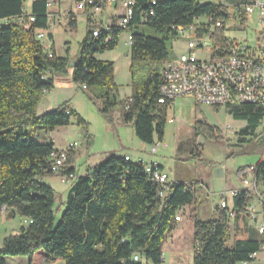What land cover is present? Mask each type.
<instances>
[{
  "label": "trees",
  "instance_id": "trees-1",
  "mask_svg": "<svg viewBox=\"0 0 264 264\" xmlns=\"http://www.w3.org/2000/svg\"><path fill=\"white\" fill-rule=\"evenodd\" d=\"M84 1L88 12L99 6L101 0ZM227 1L234 6L246 2ZM150 8L152 15L148 13ZM22 14L26 17L23 23H0V212L4 208L12 216L17 213L28 224L3 239L0 264H6L7 256H25L28 264L54 260H63L65 264H162V243L173 227L177 210L195 202V189L170 182L168 195L162 201L158 184L148 178L140 162L131 158L125 160V156L109 153L91 172L77 175L70 182L64 208L55 222L56 192L40 179L55 175L49 168L51 154L58 149L53 140L36 142L29 132L67 126L73 117L79 125L84 126L85 122L66 102L52 111L36 114L42 94L53 89L55 75L66 74L69 61L50 49L45 50L36 37V31L49 28L47 0H34L30 14H24L23 0H0V21ZM29 17L34 20L28 21ZM199 17L222 19L224 23L231 14L212 2L156 0L151 5L150 0H135L132 18L124 27L111 25L106 32L103 26H87L71 66V78L78 86L86 87L91 99L98 100V111L108 123L110 111L116 108L121 122L131 124L134 135L151 145L155 137L162 138L166 110L173 103L172 100L162 105L157 101L160 67L169 59L167 42L178 36L177 27L190 26ZM240 19L245 24L246 18ZM69 26L74 27L75 20ZM142 26L160 33V37L145 35L138 30ZM95 28H99V33L93 37ZM124 31L131 34V95L120 100L112 62L99 60L95 55L113 50ZM47 36L52 39L51 33ZM226 40L222 26L212 35L213 48L224 47ZM46 73L51 76L45 77ZM211 108L217 111L221 107ZM224 109L233 119L245 123L237 132L239 144L264 135V128L254 135L264 118V107L241 104ZM193 135L195 140L199 136L214 139L220 137V132L205 121H196ZM195 140L190 155L199 159L202 145ZM254 166L256 185L264 186V159ZM66 173H75L70 153ZM249 195L247 189H241L232 199L235 227L247 212ZM218 210V217L208 221L198 219L194 210L189 214L195 243L192 263L252 262L254 258L250 255L260 251L264 240L252 233L235 238L232 246L227 247L230 238L227 219L224 210Z\"/></svg>",
  "mask_w": 264,
  "mask_h": 264
},
{
  "label": "rangeland",
  "instance_id": "rangeland-1",
  "mask_svg": "<svg viewBox=\"0 0 264 264\" xmlns=\"http://www.w3.org/2000/svg\"><path fill=\"white\" fill-rule=\"evenodd\" d=\"M33 0H23V7L26 13L30 12V4ZM51 4V11H65L70 9L74 2L72 0H47ZM212 0H196L198 3L211 2ZM109 7V6H107ZM106 7L97 13H93L95 19H105V14H100ZM75 14L76 23L74 27L67 24L65 16L60 23H50L49 31L52 39L46 34L39 38L41 46L46 50V46L51 47L56 56L66 57L69 61L66 74L60 75L59 80L54 83V87L49 92L42 94L36 108V114L41 115L56 109L60 104L66 102L85 122L79 125L73 117L67 126H59L52 131L29 132V137L36 142L46 143L53 140L55 148L66 149L69 143L76 142L77 146L71 149L68 154H72L73 166L77 175L91 172L93 168L106 159L109 153L123 156L127 154L132 161L138 156L145 163L158 161L163 170L168 175V182L184 183L195 189V202L186 205L182 211H177L182 220L178 223L172 222V229L167 233L162 246V264H193V253L195 243L193 241V221L189 217L192 210L197 218L202 221L212 220L218 217L219 195L233 188H242V180L246 178L251 181L253 173L249 166L254 165L264 157V135L253 137L250 141L239 144L238 134L244 125L241 120L233 119L222 107L217 111L206 105H198L189 96H180L173 100V104L168 105L166 110V122L164 124L163 143L166 148H160L156 155L150 154V145L140 141L133 133L131 124L119 123V112L116 108L110 111L111 122L98 111L99 102L91 99L85 86H78L73 82L71 73V62L76 59L79 44L84 38L88 23L86 15L81 12L78 6L72 9ZM112 11V10H111ZM122 9L118 8L111 12L113 16L111 23L120 26V14ZM57 19L56 17H53ZM247 25L237 23L233 16L225 20L224 37L227 40L241 43L254 44L259 35L258 30H264V20L254 21L252 17L247 18ZM69 23V22H68ZM200 23L208 24L206 17H199L194 20L193 26ZM145 35L160 37V33L142 26L138 29ZM214 32V27L210 25V33ZM186 28L175 39L167 42L169 58H174L180 52L186 50ZM127 32L120 33L117 46L110 51L96 54L99 60L110 61L113 64V81L117 87V94L120 100H125L131 95L130 60L127 55L128 44ZM264 37V35H262ZM206 45L213 46L209 36L206 37ZM199 58L205 56L199 51ZM51 75L45 74V77ZM56 75L54 76V80ZM196 121H205L207 124L215 126L220 137L210 139L208 137L194 138V124ZM264 128V118L260 121L255 131V137ZM156 140H158L155 137ZM202 146L199 149L200 158L196 159L190 155L193 141ZM257 141H260L258 144ZM257 144V145H256ZM41 182L50 186L56 192L54 206L55 222L60 218L64 208L66 196L70 189V183L62 182L56 175L42 177ZM202 181V183H200ZM207 186L208 188H206ZM257 192H250L247 207L254 205V212H261L264 205V186L257 185ZM64 201V202H63ZM227 203L233 206L232 198L227 196ZM218 208V209H217ZM256 208V209H255ZM246 209V208H245ZM250 212L251 210H247ZM9 210L2 209L0 212V246L3 239L9 235L18 233L20 226H26L28 220L17 213L9 217ZM230 238L226 242L227 247H231L234 241V219L226 218ZM257 222L252 221V225H260L262 216H256ZM237 234V233H236ZM262 239L263 235H257ZM264 244V242H263ZM262 244V245H263ZM6 264H28L29 259L25 256L5 257ZM43 264H65L63 260L45 261ZM237 264H243L238 262ZM249 264H264V249H260L253 261Z\"/></svg>",
  "mask_w": 264,
  "mask_h": 264
},
{
  "label": "built area",
  "instance_id": "built-area-1",
  "mask_svg": "<svg viewBox=\"0 0 264 264\" xmlns=\"http://www.w3.org/2000/svg\"><path fill=\"white\" fill-rule=\"evenodd\" d=\"M150 2L151 5H154L156 0H150ZM211 2L225 7L237 23H240L241 16L246 18L244 25H247V18L250 17H254L257 24L264 20V0H246L245 3L238 6H234L227 0H212ZM89 3L92 4V2ZM77 4L86 13L97 12L103 7L118 4L123 9L119 24L120 27H124L132 18L135 0H101L99 6L91 8L88 12L84 0H78ZM148 13L152 15L151 8ZM65 16L69 22L75 20V16L70 13H66ZM25 19L24 15H19L15 18L2 19L0 23H10L11 21L23 23ZM206 19H208V24L200 23L196 26L176 28L178 35L186 28L188 29L186 50L161 64L158 103L167 105L177 97L189 96L196 104L210 107L225 108L241 104L264 107V37L262 36L264 30L259 35V39L252 45L246 42L226 40L224 47L214 49L213 46L206 45V37L209 36L212 41V35L223 26V20L212 21V18L209 17ZM33 20V17L28 18L30 22ZM210 25L214 27L212 33H210ZM102 28L106 32L109 30V26ZM98 33L99 28H95L92 31V36L96 37ZM45 35L44 31H36L37 39L43 38ZM130 41L131 34L127 33V43L130 44ZM214 50L218 51L217 54ZM199 51L205 56L204 58L198 57ZM48 55L51 56V53L48 52ZM76 146V142L69 143L66 149L57 150L51 154L49 169L62 182L70 183L77 177L75 173H66L68 152ZM161 147L166 148L167 144L163 143L161 139H155L150 145V154L156 155ZM135 162H140L148 178L158 184V196L163 201L170 190V182H168V175L160 162L145 163L140 158L136 159ZM249 169L253 173L255 166L252 165ZM242 182L247 190L254 191L255 194L259 195L254 179L248 181L244 178ZM241 189H232L219 195V209L224 210L226 218H235L236 214V209L228 205L227 196L230 195L233 199ZM246 209L252 210L250 206H246ZM179 219H181L180 215H176L174 218L175 221ZM263 231L264 224L258 228L259 233H263ZM261 249H264V244ZM255 254L250 255V258H254ZM133 259L136 261L138 257L134 256ZM242 263L249 264L248 261Z\"/></svg>",
  "mask_w": 264,
  "mask_h": 264
},
{
  "label": "crops",
  "instance_id": "crops-1",
  "mask_svg": "<svg viewBox=\"0 0 264 264\" xmlns=\"http://www.w3.org/2000/svg\"><path fill=\"white\" fill-rule=\"evenodd\" d=\"M34 1V0H33ZM32 1V2H33ZM72 2H74L73 3V5H71V8L70 9H66L65 11H51V4H50V2H48L47 1V13H48V17H49V24L50 23H55V22H57V23H60L61 22V18L62 17H64L65 18V14L66 13H70V14H72V15H74L75 16V14L73 13V11H72V9H73V7L74 6H78V4H77V1H74V0H72ZM79 7V6H78ZM80 8V7H79ZM118 8H121L122 9V7L120 6V5H118V4H116V5H112V6H109V7H106L103 11H102V13H100V14H105L106 15V17H105V19H95L96 17L95 16H93V13H86L83 9H81V12L83 13V14H85L86 15V20H87V17H89L90 19L89 20H87V23H88V25L90 24V25H92V26H111V25H115V24H113V23H111L110 21H111V19L110 18H112L113 16L111 15V12L113 11V10H115V9H118ZM112 10V11H111ZM30 11H31V4H30ZM122 11H123V9H122ZM23 12L24 13H26L25 11H24V7H23ZM94 13H97V12H94ZM26 14H30V12L29 13H26ZM122 14V13H121ZM120 14V15H121ZM88 15V16H87ZM53 17H56L57 19H54ZM253 19H255L254 17H252ZM69 21H68V19H67V24L69 25V23H68ZM75 23H76V19H75ZM49 27H50V25H49ZM49 29V28H48ZM47 29V35H48V33H51L49 30ZM51 35H52V33H51ZM126 38H127V35H126ZM128 44V43H127ZM48 49H50V50H52V51H54L51 47H48V46H46V50H48ZM129 52H130V44H128V51H127V55H128V58H129ZM55 53V52H54ZM96 58V57H95ZM75 60V59H74ZM73 60V61H74ZM70 76H71V73H70ZM60 78H59V76L57 75L56 76V78H55V80H54V83L56 82V81H58ZM173 104V103H172ZM118 122L119 123H122L121 122V120L119 119L118 120ZM244 125H245V123H244ZM243 125V126H244ZM242 126V127H243ZM112 153V152H111ZM117 156H119V155H117ZM123 156H128L127 154H124ZM138 158H140L141 159V157L140 156H138L136 159H138ZM75 174L77 175V172H76V170H75ZM172 183V182H171ZM200 183H202V181L200 182ZM263 186V185H262ZM206 188H208L207 186H205ZM243 189H246V187L245 186H243L242 187ZM233 189H241V188H233ZM232 190V189H231ZM64 202V201H63ZM251 208H252V210L250 211V212H246V214H245V216L243 217V218H240L239 220H238V223H237V226L235 227L234 226V230L236 231V233H234V239L235 238H244V237H246V236H249L250 234H252L253 233V235H255V236H257V235H263L264 236V231H263V233H259L258 232V228L259 227H261L263 224H264V214H263V212L261 211V212H257V213H255L254 212V205L252 204V202H251V204L249 205ZM184 207L185 206H183V207H181V208H179L177 211H182V209H184ZM256 209V208H255ZM258 213H259V215H261L262 216V219H263V221L261 222V224L260 225H252V221H254L255 223L257 222V220H256V216H258ZM182 220V218L181 219H179L178 221H175L176 223H178V222H180ZM250 228H252L251 230H250ZM263 240H264V237L262 238ZM258 253V252H257ZM257 253L255 254V256L257 255Z\"/></svg>",
  "mask_w": 264,
  "mask_h": 264
},
{
  "label": "bare ground",
  "instance_id": "bare-ground-1",
  "mask_svg": "<svg viewBox=\"0 0 264 264\" xmlns=\"http://www.w3.org/2000/svg\"><path fill=\"white\" fill-rule=\"evenodd\" d=\"M24 14H26V13H24ZM23 15V14H22ZM222 108V107H221ZM125 160H130V157L129 156H125ZM250 167V166H249ZM252 179H254L255 181H256V179H255V177H254V175H253V178Z\"/></svg>",
  "mask_w": 264,
  "mask_h": 264
},
{
  "label": "water",
  "instance_id": "water-1",
  "mask_svg": "<svg viewBox=\"0 0 264 264\" xmlns=\"http://www.w3.org/2000/svg\"><path fill=\"white\" fill-rule=\"evenodd\" d=\"M261 32H262V30H258V31H257V34H261ZM73 64H74V63H73V62H71V64H70V65L72 66ZM9 217H11V214H10V213H9Z\"/></svg>",
  "mask_w": 264,
  "mask_h": 264
}]
</instances>
